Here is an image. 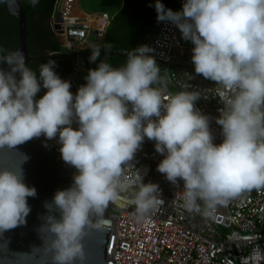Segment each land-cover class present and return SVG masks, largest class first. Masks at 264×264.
I'll list each match as a JSON object with an SVG mask.
<instances>
[{"label":"clouds","instance_id":"clouds-1","mask_svg":"<svg viewBox=\"0 0 264 264\" xmlns=\"http://www.w3.org/2000/svg\"><path fill=\"white\" fill-rule=\"evenodd\" d=\"M152 6L157 22H171L194 45L195 73L214 82L224 106L215 119L222 142H213L209 117L195 108L200 92L185 85L163 96L161 68L147 45L132 49L118 68L93 49L89 62L99 63L75 94L54 60L41 64L37 75L22 51L0 56L8 65L0 67V150L42 135L58 138L62 160L76 170L72 185L45 205L60 216L45 217L44 246L33 250L38 264H86L85 237L106 230L104 214L122 192L138 188L129 201L138 220L164 205L159 185L144 183L138 171L122 180L145 138L164 157L157 171L172 185L183 181L189 213L210 216L242 193L264 189V0H184L180 11L160 0ZM41 88L46 92L36 99ZM13 155L14 167L0 166V232L25 224L27 198L36 196L24 183L28 157Z\"/></svg>","mask_w":264,"mask_h":264},{"label":"built area","instance_id":"built-area-1","mask_svg":"<svg viewBox=\"0 0 264 264\" xmlns=\"http://www.w3.org/2000/svg\"><path fill=\"white\" fill-rule=\"evenodd\" d=\"M184 0H176L182 7ZM51 23L58 24L59 48L74 55L71 72L65 77L75 94L85 84L89 68L84 52L101 44L112 18L105 12L85 13L74 19L53 15ZM147 45L160 69L163 96L185 90L201 93L195 108L210 119L214 143L222 142L221 128L215 119L224 106L215 97L214 82L194 71L191 62L190 41L182 39L181 32L171 22H159L153 34L137 45ZM46 92L44 90L43 94ZM42 94V95H43ZM42 95H37L39 99ZM165 102H167L165 100ZM72 127H78L74 121ZM57 161L62 162L74 175L76 170L64 163L58 138L47 140L43 135L34 138ZM154 141L145 138L141 148L125 169L122 180L134 179L136 171L144 183L159 185L164 205L148 218L138 220L135 206L129 201L138 188L122 192L107 208L103 223L110 228L107 242L108 264H264V189H253L218 206L212 215L189 213L183 207V181L172 185L157 171L164 158L155 151ZM203 207V205H202Z\"/></svg>","mask_w":264,"mask_h":264},{"label":"water","instance_id":"water-1","mask_svg":"<svg viewBox=\"0 0 264 264\" xmlns=\"http://www.w3.org/2000/svg\"><path fill=\"white\" fill-rule=\"evenodd\" d=\"M6 7L17 20L15 50L23 52L28 65L31 57L27 44L26 11L20 0H6ZM50 22L51 20L48 19V28H51ZM53 28L56 30L58 24H53ZM2 68L8 70V65L5 64ZM13 153H21L28 157L22 164L24 183L36 189V196L27 198L31 211L26 217V223L0 232V264H38L40 258L35 255V251L33 253V250L44 246L45 234L41 232V227L45 224V217L51 214L59 219L60 216L58 211L54 209L50 211L45 205L51 204L56 191L67 189L72 185L74 174L34 139L9 151L0 150V166L14 167L16 158ZM105 229L104 232H93L85 237L86 264H108L106 256L110 228L105 227Z\"/></svg>","mask_w":264,"mask_h":264},{"label":"trees","instance_id":"trees-1","mask_svg":"<svg viewBox=\"0 0 264 264\" xmlns=\"http://www.w3.org/2000/svg\"><path fill=\"white\" fill-rule=\"evenodd\" d=\"M174 1L160 0L169 9ZM20 2L26 11L27 44L31 57L28 67L39 75V66L50 59L54 60V70L64 80L72 70L74 55L62 51L54 40L53 30L47 29L46 22L54 12L56 0H38L35 6L30 0ZM154 3L155 0H122L121 8L113 15L106 28L103 43L105 49L100 50V60H106L114 68L126 63L132 49L137 48L143 38L154 32L159 24L152 6ZM16 47L17 20L8 12L6 0H0V56L15 51ZM92 50L84 54L87 66L95 69L96 64L89 62ZM4 65L0 64V67ZM43 90L45 89L41 88L37 95H42Z\"/></svg>","mask_w":264,"mask_h":264},{"label":"rangeland","instance_id":"rangeland-1","mask_svg":"<svg viewBox=\"0 0 264 264\" xmlns=\"http://www.w3.org/2000/svg\"><path fill=\"white\" fill-rule=\"evenodd\" d=\"M77 5L86 12L90 13H102L105 12L109 18H112L115 13L121 8L122 0H77ZM181 6L177 5L176 0L172 3L171 9L173 11H180ZM57 36V33H55ZM153 34L150 33L151 36ZM100 50H104L103 44L95 46ZM99 61L95 62V67Z\"/></svg>","mask_w":264,"mask_h":264},{"label":"crops","instance_id":"crops-1","mask_svg":"<svg viewBox=\"0 0 264 264\" xmlns=\"http://www.w3.org/2000/svg\"><path fill=\"white\" fill-rule=\"evenodd\" d=\"M85 13H90V12H86L83 9H81L77 5V0H56V4L54 7V12H53L52 16L55 15V16L59 17L60 15H63L65 18L69 17V19H74L75 17L82 18V16L85 15ZM52 16H51V18H49L50 20H53ZM53 24H55V23H51V28H48V29L53 30L54 40H55L56 44L58 45L59 36H56V34H55L56 32H55V29L53 28ZM103 43H104V41L101 44H103ZM101 44H97V45H101ZM97 45H95V46H97ZM58 47H59V45H58ZM43 92H44V90H43ZM43 92H41V93H43Z\"/></svg>","mask_w":264,"mask_h":264},{"label":"flooded vegetation","instance_id":"flooded-vegetation-1","mask_svg":"<svg viewBox=\"0 0 264 264\" xmlns=\"http://www.w3.org/2000/svg\"><path fill=\"white\" fill-rule=\"evenodd\" d=\"M46 25H47V22H46ZM47 29H48V26H47Z\"/></svg>","mask_w":264,"mask_h":264}]
</instances>
